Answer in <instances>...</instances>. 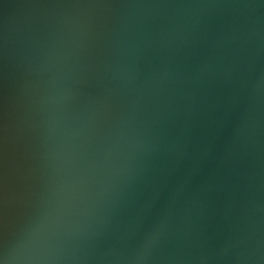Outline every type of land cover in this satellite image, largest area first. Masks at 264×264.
<instances>
[{"label": "water", "instance_id": "water-1", "mask_svg": "<svg viewBox=\"0 0 264 264\" xmlns=\"http://www.w3.org/2000/svg\"><path fill=\"white\" fill-rule=\"evenodd\" d=\"M264 264V0H0V264Z\"/></svg>", "mask_w": 264, "mask_h": 264}, {"label": "clouds", "instance_id": "clouds-1", "mask_svg": "<svg viewBox=\"0 0 264 264\" xmlns=\"http://www.w3.org/2000/svg\"><path fill=\"white\" fill-rule=\"evenodd\" d=\"M48 251L40 246V238L37 237L22 248L18 260L20 264H46L50 259Z\"/></svg>", "mask_w": 264, "mask_h": 264}]
</instances>
